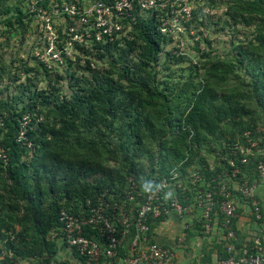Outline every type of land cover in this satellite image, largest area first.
Returning <instances> with one entry per match:
<instances>
[{
    "label": "trees",
    "instance_id": "1",
    "mask_svg": "<svg viewBox=\"0 0 264 264\" xmlns=\"http://www.w3.org/2000/svg\"><path fill=\"white\" fill-rule=\"evenodd\" d=\"M63 1L0 0V254L11 252L0 264L86 263L65 241L62 209L88 218L103 203L122 231L123 210L134 214L164 177L173 176L164 195L173 188L169 199L195 205L198 189L217 186L218 176L235 168V179L250 175L263 157L241 147L256 142L264 149V0H193L184 31L166 33L169 11L137 6L112 37L97 39L88 29L91 37L79 42L67 34L50 52L32 8ZM219 7L223 14L215 16ZM66 24L53 22L59 35ZM28 33L29 59L8 57L13 40L24 44ZM215 211L212 229L218 216L220 236L206 241L193 264L231 255L218 205ZM167 216L148 220V236ZM195 222L187 239L207 233L204 217ZM83 230L106 245L99 228ZM236 236L237 250L255 245ZM62 248L72 250L69 259Z\"/></svg>",
    "mask_w": 264,
    "mask_h": 264
},
{
    "label": "built area",
    "instance_id": "2",
    "mask_svg": "<svg viewBox=\"0 0 264 264\" xmlns=\"http://www.w3.org/2000/svg\"><path fill=\"white\" fill-rule=\"evenodd\" d=\"M192 1L193 0H93L88 3V6H78L76 4H56L52 9H40V17L38 21V29L50 39L51 48L50 52L55 47V44L64 41L66 38L59 35L55 29L53 22L57 19L67 18L71 25L68 27L69 39L73 38L82 42L86 37H91V33L87 32L88 29L96 30L97 39H102L103 35L112 37L115 31L123 29L122 19L131 17L134 19L133 13L137 6L140 9H161L169 11V16H164L162 19V32L166 33L169 30L184 31L188 19L192 17ZM66 14L67 16H64ZM41 40V38L39 37ZM185 41L181 40L179 47L181 50L185 49ZM71 42H67L66 49L70 52ZM59 53H54L52 56L57 57ZM258 148L259 152H264L262 146L256 142H252L251 146L241 147L245 155L251 153V148ZM243 162L247 159L243 158ZM231 165H235L234 160L230 161ZM256 173L261 181L264 182V157L261 158L256 164ZM239 169L235 168L232 175L222 173L218 176L217 186L212 188L198 189V196L196 206L201 209L202 217H204L203 226L206 232H210L212 224L215 219L216 207L219 206L220 212L224 217L223 225L227 232L224 237L229 240L227 251L231 255L222 260L212 263H195V264H264V242L260 237L254 238L255 245L251 249L244 246L242 249L235 248L236 231L232 225L233 221L237 218V205L234 200L232 188L229 185L228 178L234 177L239 173ZM195 180L200 182L198 174H194ZM173 178L164 177L158 182L157 186L150 190L147 194L141 196L138 203V208L134 214L123 210V218L119 220L124 227L122 231L118 230L117 225L113 222V218L106 214L103 203L98 204L92 209V215L88 218L76 216L66 209L60 212V221L63 222L62 234H64L65 241L76 247L77 250L85 255L89 261L98 262L102 256L113 258L117 254V248L121 240L127 234V229L134 225L136 229V237L133 240L132 251L130 255L123 258L124 264H171L174 255L171 248L163 246L162 244L154 241L148 236L150 218H158L162 215H169L171 212H176L183 215L191 212L195 205H184L177 197L166 199L163 193L164 189L170 184ZM255 184L244 180L240 184V193L247 200L251 201L254 205L257 218L262 217L259 202L255 196ZM217 189V191H215ZM141 193H138L140 196ZM216 195L221 200L216 199ZM130 200L135 199V195L128 193ZM93 225L102 231L106 238V245L99 242L93 237H88L84 232L85 225ZM186 237L182 236L180 242ZM246 245V244H245ZM11 255L8 250L3 249L0 254V260L5 255ZM24 263L26 262L23 261ZM21 264V262H20Z\"/></svg>",
    "mask_w": 264,
    "mask_h": 264
},
{
    "label": "crops",
    "instance_id": "3",
    "mask_svg": "<svg viewBox=\"0 0 264 264\" xmlns=\"http://www.w3.org/2000/svg\"><path fill=\"white\" fill-rule=\"evenodd\" d=\"M261 153L264 157V152ZM245 179L256 185L255 196L261 208V218H257L253 203L240 193V184ZM228 181L237 205L238 216L234 220L235 231L238 232L243 243H247L256 237H260L264 242V182L259 179L256 171L250 173V175L245 174L240 179H232L229 177ZM173 191V188L166 191L165 198L169 199ZM201 218L202 211L195 205L189 213L179 215L176 212H171L165 219L154 221L151 225L150 233L151 237H153L152 239L172 249L174 255L171 264H193L197 261V256L201 255L203 252L206 241L215 240L220 236V225L218 224L219 217L217 216L211 233L205 232L206 235L202 236L200 232L197 233L196 231L195 236H190V238L187 239V230L196 224L195 221ZM136 235V230L133 229L122 238L120 247L122 249V254L119 255V257L115 255L116 257H106L99 262L90 263L87 261L83 264H124L123 258L133 253L132 246ZM182 236L186 238L180 242ZM70 254H72V250L70 251V249L62 248L60 250V256L63 258L66 257V259H69ZM214 256L216 255L214 254ZM71 264H81V262L78 260H76V262L71 260Z\"/></svg>",
    "mask_w": 264,
    "mask_h": 264
},
{
    "label": "rangeland",
    "instance_id": "4",
    "mask_svg": "<svg viewBox=\"0 0 264 264\" xmlns=\"http://www.w3.org/2000/svg\"><path fill=\"white\" fill-rule=\"evenodd\" d=\"M206 9H208V11H210V9L208 7H206ZM223 11H224V8L219 7V8L213 9L211 12L214 13L215 16H219V15L223 14ZM198 29H201V28L199 27ZM197 30H194L195 32L194 31L192 32L193 35H196L195 40L199 39V36L197 34ZM225 38L228 39L229 36L227 35ZM225 38H224V36H222L221 41ZM33 39H34V37L32 36V33H28L27 38L25 40V43L22 44L21 37L20 36L17 37L16 39L13 40L12 46L8 50L6 55L8 57L11 55L10 57H12V54H13L16 56L28 57V59H29V55L31 54V52H33V49H34V47L32 45ZM190 39L193 40L192 38H190ZM215 39H220V38H215Z\"/></svg>",
    "mask_w": 264,
    "mask_h": 264
},
{
    "label": "clouds",
    "instance_id": "5",
    "mask_svg": "<svg viewBox=\"0 0 264 264\" xmlns=\"http://www.w3.org/2000/svg\"><path fill=\"white\" fill-rule=\"evenodd\" d=\"M91 1H93V0H67V1H63V2H61V3H59V2H54L53 4H51V5H49V6H47V7H41V6H39V7H33L32 8V11H37L36 12V17H40V9H44V8H46V9H48V10H50V9H52L56 4H59V5H62V4H65V3H68V4H76V5H78V6H82V7H84V6H88L87 4L88 3H90ZM62 19H64L65 21H66V25H67V27H65L64 28V30L67 28V30L64 32V35L63 36H65V37H67L66 35L68 34V27H69V25H71V22H68V20H67V18H65V17H63ZM38 21H39V19H38ZM62 23H60V25H61Z\"/></svg>",
    "mask_w": 264,
    "mask_h": 264
}]
</instances>
